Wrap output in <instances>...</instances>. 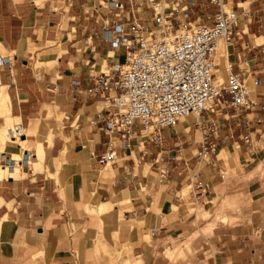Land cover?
<instances>
[{"label": "crops", "instance_id": "1", "mask_svg": "<svg viewBox=\"0 0 264 264\" xmlns=\"http://www.w3.org/2000/svg\"><path fill=\"white\" fill-rule=\"evenodd\" d=\"M107 1L0 0V55L13 64L12 71L0 66V92L14 126L25 128L21 147L0 138V154L33 155L10 174L0 165V264H264L261 105L245 110L249 128L240 127L242 115L226 95L211 104L203 126L182 119L164 130L161 145L145 134L128 143L107 135L104 122H92L106 113V101L77 89L123 60L104 26L152 15L140 0H115L119 9ZM224 5L239 19L234 43L221 44L216 78L225 80L231 64L254 97L264 95V0ZM218 10L201 0L190 20L210 23L206 14ZM206 132L215 143L214 165L196 156ZM109 142L118 158L108 168L98 160ZM165 167L170 174L161 183ZM196 169L209 187L201 202L187 186Z\"/></svg>", "mask_w": 264, "mask_h": 264}, {"label": "built area", "instance_id": "2", "mask_svg": "<svg viewBox=\"0 0 264 264\" xmlns=\"http://www.w3.org/2000/svg\"><path fill=\"white\" fill-rule=\"evenodd\" d=\"M209 1L219 6L216 13L206 14L210 23L190 20L201 0H140L139 6L152 10L150 17H133L118 20L108 28L104 26L112 49L124 59L91 74V84L77 90L106 101V113H99L92 122H104L103 131L107 135L116 133L128 143L132 137L145 134L147 141L161 145L164 130L175 127L183 118L193 117L197 127L203 126L202 118L211 104L226 95L225 102L229 101L242 115L240 127L249 128L253 123L245 110L252 112L261 105L264 111V95L254 97L249 83L241 73L233 70L231 64L226 67L227 76L223 82L216 78L221 43H234L239 15L234 9L225 8L224 0ZM107 6L121 7L115 0L107 1ZM0 66L13 70L11 59L2 55ZM73 84L78 87L80 82L75 80ZM259 84L260 79H255L254 85ZM113 92L116 94L111 96ZM24 129L21 123L11 128L9 143L21 147L17 141L25 136ZM205 134L196 156L199 161L214 165L215 143L207 132ZM245 141L249 142L248 136ZM30 157L26 151L21 163L28 164ZM117 158L109 142L98 161L108 166ZM16 163L9 153H1V166L9 167L13 172ZM169 174L170 168H163L159 182H165ZM187 186L196 202L203 201L208 195L209 187L200 179L197 169L192 172ZM158 230L154 227L152 234Z\"/></svg>", "mask_w": 264, "mask_h": 264}, {"label": "bare ground", "instance_id": "3", "mask_svg": "<svg viewBox=\"0 0 264 264\" xmlns=\"http://www.w3.org/2000/svg\"><path fill=\"white\" fill-rule=\"evenodd\" d=\"M222 44V43H221ZM1 45V44H0ZM220 48H221V46H220ZM219 51H220V49H219ZM218 54H219V52H218ZM117 58V57H116ZM120 59H124V57H121ZM251 91H252V88H251ZM10 109H9V101H8V98H7V96H6V94H5V92H4V89H2V91L0 92V115H2V116H5L6 118H8V120H6V122L8 121V127H7V129L5 130V131H1L0 130V138H4V141H5V144H6V142H10V136H9V130L11 129V128H14L15 126V124L13 123V120L12 119H14L13 117H12V119H11V117H10ZM5 118V119H6ZM183 119H185V118H183ZM15 120V119H14ZM16 120H18L17 118H16ZM40 123V122H39ZM43 148V147H42ZM43 150V149H42ZM28 152H29V154H30V159L33 157V155H32V153L29 151V150H27ZM41 151V150H40ZM20 152H22V150L20 151ZM20 152L19 153H12V155L14 156V160H16L17 162L18 161H23L24 159L21 157V156H24L23 154L22 155H20ZM26 152V151H25ZM24 152V153H25ZM1 155V154H0ZM10 155V154H9ZM30 161V160H29ZM17 165H18V163H17ZM19 166H21V165H19ZM22 166H23V163H22ZM21 166V167H22ZM7 167V166H6ZM21 167H20V169H21ZM110 167V165L108 166V168ZM15 168V167H14ZM2 169V168H1ZM20 169H17V170H20ZM6 170H7V172H8V168H6ZM5 170V167H4V170H3V173H4V171H6ZM15 170V169H14ZM17 170H16V172L14 173L15 175H16V173H17ZM22 171V170H21ZM6 172V173H7ZM2 172H0V174H1ZM18 173H20V171L18 172ZM8 174V173H7ZM9 174H10V171H9ZM8 174V175H9ZM11 174H13V173H11ZM21 174V173H20ZM1 175H4V174H1ZM5 177H6V175H5Z\"/></svg>", "mask_w": 264, "mask_h": 264}, {"label": "rangeland", "instance_id": "4", "mask_svg": "<svg viewBox=\"0 0 264 264\" xmlns=\"http://www.w3.org/2000/svg\"><path fill=\"white\" fill-rule=\"evenodd\" d=\"M224 80H222V81H220V82H223ZM191 119L192 120H194V118L193 117H191ZM0 127H1V125H0ZM202 138V136H201V133H200V136L198 137V139H201ZM22 139H24V138H22ZM32 150H34L33 148H31ZM0 151H2L1 149H0ZM130 262L128 261V262H126L125 264H129Z\"/></svg>", "mask_w": 264, "mask_h": 264}]
</instances>
